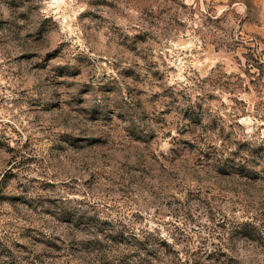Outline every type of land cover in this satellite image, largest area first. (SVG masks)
<instances>
[{
    "label": "rangeland",
    "instance_id": "obj_1",
    "mask_svg": "<svg viewBox=\"0 0 264 264\" xmlns=\"http://www.w3.org/2000/svg\"><path fill=\"white\" fill-rule=\"evenodd\" d=\"M138 242L264 264V0H0V264Z\"/></svg>",
    "mask_w": 264,
    "mask_h": 264
},
{
    "label": "trees",
    "instance_id": "obj_2",
    "mask_svg": "<svg viewBox=\"0 0 264 264\" xmlns=\"http://www.w3.org/2000/svg\"><path fill=\"white\" fill-rule=\"evenodd\" d=\"M143 245H145L144 242H142V243L138 242L137 244H135V246L137 248V249H135V252L138 253V254L134 255L135 258H138V259L135 260V262L142 261V263H140V264H148L147 259H146L148 254L147 253H143V251H145L142 248ZM129 264H134V262L131 260V263L129 262Z\"/></svg>",
    "mask_w": 264,
    "mask_h": 264
}]
</instances>
